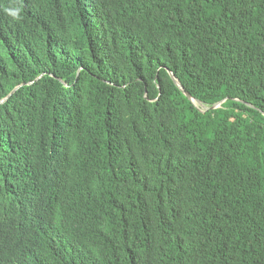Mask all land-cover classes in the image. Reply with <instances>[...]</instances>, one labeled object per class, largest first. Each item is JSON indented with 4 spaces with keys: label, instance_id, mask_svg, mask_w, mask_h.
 Wrapping results in <instances>:
<instances>
[{
    "label": "trees",
    "instance_id": "1",
    "mask_svg": "<svg viewBox=\"0 0 264 264\" xmlns=\"http://www.w3.org/2000/svg\"><path fill=\"white\" fill-rule=\"evenodd\" d=\"M0 264H264V0H0Z\"/></svg>",
    "mask_w": 264,
    "mask_h": 264
},
{
    "label": "water",
    "instance_id": "2",
    "mask_svg": "<svg viewBox=\"0 0 264 264\" xmlns=\"http://www.w3.org/2000/svg\"><path fill=\"white\" fill-rule=\"evenodd\" d=\"M173 78H174V80L177 82V84L181 87V89L185 92V94L190 98V100L198 107V104H197V102H196V100H198V99H196V98H194L188 91H186L185 90V88H184V86L179 82V80L177 79V77H175V75L173 74ZM17 88H15L13 91H15ZM12 91V92H13ZM200 101V100H199ZM202 102V101H201ZM222 102L223 101H220V102H217V103H215V104H213L212 106H210V107H208L207 109H210V108H218V107H220L221 106V104H222ZM199 108V107H198ZM200 109V108H199ZM207 109H205V110H201V111H206Z\"/></svg>",
    "mask_w": 264,
    "mask_h": 264
},
{
    "label": "rangeland",
    "instance_id": "3",
    "mask_svg": "<svg viewBox=\"0 0 264 264\" xmlns=\"http://www.w3.org/2000/svg\"><path fill=\"white\" fill-rule=\"evenodd\" d=\"M198 107H199L201 110H205V109H207L209 106L206 105L205 103H204V105L198 103Z\"/></svg>",
    "mask_w": 264,
    "mask_h": 264
},
{
    "label": "bare ground",
    "instance_id": "4",
    "mask_svg": "<svg viewBox=\"0 0 264 264\" xmlns=\"http://www.w3.org/2000/svg\"><path fill=\"white\" fill-rule=\"evenodd\" d=\"M196 102H197V104L199 103V104H203L204 105V103L199 101V100H196Z\"/></svg>",
    "mask_w": 264,
    "mask_h": 264
}]
</instances>
